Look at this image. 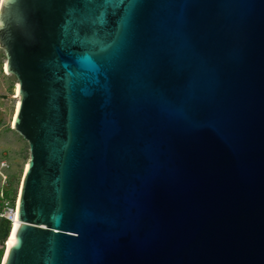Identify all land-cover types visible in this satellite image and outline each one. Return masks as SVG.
I'll return each instance as SVG.
<instances>
[{
  "label": "water",
  "instance_id": "obj_1",
  "mask_svg": "<svg viewBox=\"0 0 264 264\" xmlns=\"http://www.w3.org/2000/svg\"><path fill=\"white\" fill-rule=\"evenodd\" d=\"M0 47L2 264H264V0H5Z\"/></svg>",
  "mask_w": 264,
  "mask_h": 264
},
{
  "label": "rangeland",
  "instance_id": "obj_2",
  "mask_svg": "<svg viewBox=\"0 0 264 264\" xmlns=\"http://www.w3.org/2000/svg\"><path fill=\"white\" fill-rule=\"evenodd\" d=\"M4 63L5 53L0 47V162L5 163L2 170L7 177L9 189L18 193L29 150L27 141L12 128L18 98L17 79L13 74L5 72ZM9 232L10 227L0 222V264Z\"/></svg>",
  "mask_w": 264,
  "mask_h": 264
},
{
  "label": "built area",
  "instance_id": "obj_3",
  "mask_svg": "<svg viewBox=\"0 0 264 264\" xmlns=\"http://www.w3.org/2000/svg\"><path fill=\"white\" fill-rule=\"evenodd\" d=\"M4 162H0V220L5 221L9 227L15 221L16 199L18 193L9 189L7 177L3 172Z\"/></svg>",
  "mask_w": 264,
  "mask_h": 264
},
{
  "label": "bare ground",
  "instance_id": "obj_4",
  "mask_svg": "<svg viewBox=\"0 0 264 264\" xmlns=\"http://www.w3.org/2000/svg\"><path fill=\"white\" fill-rule=\"evenodd\" d=\"M17 96H18V95H17ZM17 103H18V98H17ZM17 103H16V107H17ZM16 107H15V110H16ZM14 113H15V111H14ZM12 128H13V127H12ZM25 167H26V166H25ZM24 170H25V169H24ZM17 199H18V198H17ZM17 199H16V205H17ZM15 214H16V210H15ZM13 226H14V223H13L12 226L10 227V232H9L8 237H7V240H8V238H9L11 232H12ZM6 247H7V242H6V244L4 243V254H5V251H6ZM4 254H3V257H4ZM2 260H3V258H2ZM1 264H2V261H1Z\"/></svg>",
  "mask_w": 264,
  "mask_h": 264
},
{
  "label": "trees",
  "instance_id": "obj_5",
  "mask_svg": "<svg viewBox=\"0 0 264 264\" xmlns=\"http://www.w3.org/2000/svg\"><path fill=\"white\" fill-rule=\"evenodd\" d=\"M0 222H1L2 225L8 226L5 221L0 220Z\"/></svg>",
  "mask_w": 264,
  "mask_h": 264
},
{
  "label": "clouds",
  "instance_id": "obj_6",
  "mask_svg": "<svg viewBox=\"0 0 264 264\" xmlns=\"http://www.w3.org/2000/svg\"><path fill=\"white\" fill-rule=\"evenodd\" d=\"M5 0H0V6H3Z\"/></svg>",
  "mask_w": 264,
  "mask_h": 264
},
{
  "label": "snow or ice",
  "instance_id": "obj_7",
  "mask_svg": "<svg viewBox=\"0 0 264 264\" xmlns=\"http://www.w3.org/2000/svg\"><path fill=\"white\" fill-rule=\"evenodd\" d=\"M13 242H15V237H13Z\"/></svg>",
  "mask_w": 264,
  "mask_h": 264
}]
</instances>
